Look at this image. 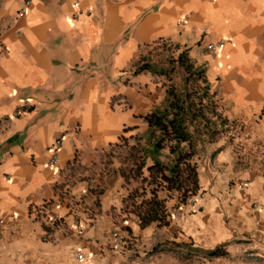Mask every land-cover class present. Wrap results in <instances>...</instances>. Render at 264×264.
<instances>
[{
  "label": "crops",
  "instance_id": "0c3cea01",
  "mask_svg": "<svg viewBox=\"0 0 264 264\" xmlns=\"http://www.w3.org/2000/svg\"><path fill=\"white\" fill-rule=\"evenodd\" d=\"M26 1L0 0V264H128L118 226L264 264V0H30L20 15ZM156 41L188 49L236 129L199 149L183 213L142 228L114 148L164 101L163 82L130 71Z\"/></svg>",
  "mask_w": 264,
  "mask_h": 264
},
{
  "label": "trees",
  "instance_id": "16d2710c",
  "mask_svg": "<svg viewBox=\"0 0 264 264\" xmlns=\"http://www.w3.org/2000/svg\"><path fill=\"white\" fill-rule=\"evenodd\" d=\"M166 44L163 42L164 47ZM167 64L180 70L181 86L178 88L170 81L167 70H160L159 74L167 78L163 104L145 115L146 128L142 134L129 139L121 137V144H116L122 151V156L117 155L122 177L138 185L127 196L125 212L134 215L142 228L152 223L159 227L170 225L172 213L166 198L159 193L176 192L178 206L195 196L200 189L196 162L199 149L228 133L231 137L236 129V123L223 114L205 70L195 64L188 49L179 50ZM142 70L155 71V68L149 63L139 66L134 73ZM182 245L177 243L176 248ZM162 250L167 249L163 245L154 249ZM223 253L220 247L207 250L210 256Z\"/></svg>",
  "mask_w": 264,
  "mask_h": 264
},
{
  "label": "rangeland",
  "instance_id": "374dc122",
  "mask_svg": "<svg viewBox=\"0 0 264 264\" xmlns=\"http://www.w3.org/2000/svg\"><path fill=\"white\" fill-rule=\"evenodd\" d=\"M178 52L179 50H176L173 44L167 43L164 47L162 41H156L149 45L142 46L138 51L132 66L130 67V71L134 73L139 66H144L149 63L153 64L155 71L142 70L139 73L148 72L153 76L155 81L166 84V76L159 74V72L162 69L167 70L168 75L171 78L170 81L179 88L182 84L181 72L178 68H171V65L167 64V61L171 58H175ZM162 104L163 102L160 106ZM229 135L230 133L223 135L220 138H228ZM114 150V155L122 156V151L120 149L114 148ZM131 184L132 189L138 186L135 181H132ZM159 194L160 196L166 198V205L172 213L171 221L183 213L184 210H179V208L182 207L184 209V207L190 204L194 197L192 196L185 204H179L178 206V197L176 192L169 195L166 192H160ZM114 213L115 216H117V213ZM116 220L117 223H119L120 217L116 218ZM117 228L118 229H116V231L118 234L116 235L121 241L120 244L123 243V249L129 250V255L125 261L126 263L129 261L128 264H239L242 261L241 256L238 253L230 255L229 253L224 252L220 255L210 256L207 254V250L215 249L217 247L224 250V246H214L212 248L198 246L192 238L186 236L185 234H183V237L177 236L176 238L169 232L165 234L161 233L156 239H152L149 243H145L137 235L128 238V234L126 233L127 230L125 228L119 226ZM177 243H182V248L177 249ZM159 245H163L167 250L154 251L155 247H158Z\"/></svg>",
  "mask_w": 264,
  "mask_h": 264
},
{
  "label": "built area",
  "instance_id": "2783aa9c",
  "mask_svg": "<svg viewBox=\"0 0 264 264\" xmlns=\"http://www.w3.org/2000/svg\"><path fill=\"white\" fill-rule=\"evenodd\" d=\"M29 6H30V0H27L25 3V6L19 11V14L20 15L25 14V12ZM223 44H224V42L222 40L217 42V43H208L206 45V48L209 51H211L213 54H216L218 51H220ZM263 110H264V106H263ZM61 146H62V138H57L54 141V143L51 145V147H50V150L52 151V157L50 159L51 165L57 164V162H58V151H59ZM58 220H59L58 216L54 215L53 218L51 219V222L54 223V222H57ZM78 227L80 228L81 226L78 224ZM114 241L116 244L121 243L120 239L117 236L114 237ZM77 257L79 259H82L84 257V254L80 250H78L77 251Z\"/></svg>",
  "mask_w": 264,
  "mask_h": 264
}]
</instances>
